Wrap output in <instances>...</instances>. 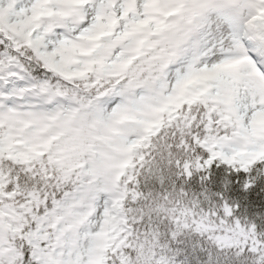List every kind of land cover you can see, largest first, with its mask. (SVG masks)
<instances>
[{
  "label": "snow or ice",
  "instance_id": "snow-or-ice-1",
  "mask_svg": "<svg viewBox=\"0 0 264 264\" xmlns=\"http://www.w3.org/2000/svg\"><path fill=\"white\" fill-rule=\"evenodd\" d=\"M0 264H264V0H0Z\"/></svg>",
  "mask_w": 264,
  "mask_h": 264
}]
</instances>
